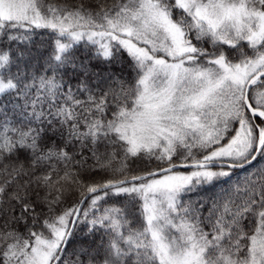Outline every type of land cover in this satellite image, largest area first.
<instances>
[{
    "label": "snow or ice",
    "instance_id": "obj_1",
    "mask_svg": "<svg viewBox=\"0 0 264 264\" xmlns=\"http://www.w3.org/2000/svg\"><path fill=\"white\" fill-rule=\"evenodd\" d=\"M258 158L264 0H0V264H264Z\"/></svg>",
    "mask_w": 264,
    "mask_h": 264
},
{
    "label": "trees",
    "instance_id": "obj_2",
    "mask_svg": "<svg viewBox=\"0 0 264 264\" xmlns=\"http://www.w3.org/2000/svg\"><path fill=\"white\" fill-rule=\"evenodd\" d=\"M84 49L81 48L80 51L82 52ZM79 55V53H77ZM116 71H120L119 67L116 68ZM124 77L127 78V79H131V72L129 69L125 68L124 70V73H123ZM71 151V149H69ZM249 168L251 169H257V168H264V158H258V160L256 162H254L253 165H250ZM248 174V169H241V170H237L235 172V174L231 177L230 181H228L226 184H221L213 189H211L209 192H207L205 194V196H210L212 195L213 192H216V193H220L224 190V188L226 186H228V184H234L236 183L238 180H241L243 179L245 176H247ZM205 196H200L198 198H205ZM71 248V246H70Z\"/></svg>",
    "mask_w": 264,
    "mask_h": 264
},
{
    "label": "water",
    "instance_id": "obj_3",
    "mask_svg": "<svg viewBox=\"0 0 264 264\" xmlns=\"http://www.w3.org/2000/svg\"><path fill=\"white\" fill-rule=\"evenodd\" d=\"M238 170H241V169H238Z\"/></svg>",
    "mask_w": 264,
    "mask_h": 264
}]
</instances>
